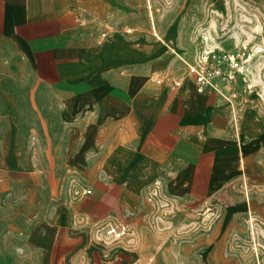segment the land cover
I'll list each match as a JSON object with an SVG mask.
<instances>
[{"label":"crops","instance_id":"0c3cea01","mask_svg":"<svg viewBox=\"0 0 264 264\" xmlns=\"http://www.w3.org/2000/svg\"><path fill=\"white\" fill-rule=\"evenodd\" d=\"M151 2L0 0V260L238 264L254 243L247 223L243 238L216 235L264 197V124L243 101L197 91L199 50L169 33L174 15L157 30ZM213 198L211 235L153 231Z\"/></svg>","mask_w":264,"mask_h":264},{"label":"rangeland","instance_id":"374dc122","mask_svg":"<svg viewBox=\"0 0 264 264\" xmlns=\"http://www.w3.org/2000/svg\"><path fill=\"white\" fill-rule=\"evenodd\" d=\"M150 10L153 13V22L157 30H159L156 22L157 15L166 16L164 18L174 15L176 17L175 27L169 28V33L175 31L176 26L184 29L185 39L199 51L203 48L204 37L210 36L211 45L225 52L240 55L242 61H247L245 80L238 82L237 91L240 95L237 103L243 101L242 105L246 108H253L262 126L264 124V0H158L157 6L151 2ZM161 23L166 26L171 22L166 19ZM173 50L181 54L180 49L175 46ZM248 86L251 87L248 88ZM245 180L242 186L243 196L246 197L247 202L249 199L247 177ZM212 200V204H209L203 213H191L188 218L192 219L191 222H183L174 229L153 231L164 238L175 239L198 237L201 231L211 232L212 222L222 219L218 198ZM251 205L250 210L248 208V211L241 210L234 217V221L239 222V228L221 229L216 235L220 237L237 235L243 238L247 232L243 224L247 223L254 243H241L238 246L240 250L238 264H264V197L258 195L253 197ZM204 227L206 229H203ZM208 235L211 234L208 233ZM249 246L254 259L251 258L253 254L249 252ZM165 247L167 246H161V248ZM170 247L177 255L184 252V247L181 245L175 244ZM0 256H5V254H0ZM176 259L178 258L175 257L171 264H183V260L177 261ZM0 264H22V262L0 260ZM191 264H198V261L193 260Z\"/></svg>","mask_w":264,"mask_h":264},{"label":"built area","instance_id":"2783aa9c","mask_svg":"<svg viewBox=\"0 0 264 264\" xmlns=\"http://www.w3.org/2000/svg\"><path fill=\"white\" fill-rule=\"evenodd\" d=\"M211 44V37H204L203 48L197 53L195 61L187 65V74L194 78L198 92L211 89L235 104L240 95L238 82L245 80L247 73V61H242L240 55L225 52ZM175 85L180 86V83L176 82ZM109 233L117 232L112 229Z\"/></svg>","mask_w":264,"mask_h":264}]
</instances>
